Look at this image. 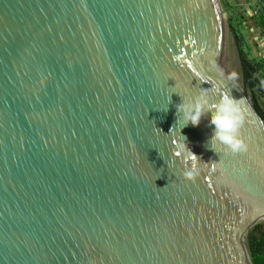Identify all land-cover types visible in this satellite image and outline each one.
<instances>
[{
    "label": "water",
    "instance_id": "obj_1",
    "mask_svg": "<svg viewBox=\"0 0 264 264\" xmlns=\"http://www.w3.org/2000/svg\"><path fill=\"white\" fill-rule=\"evenodd\" d=\"M202 90L247 151L177 123ZM256 225L264 123L218 0H0V264H251Z\"/></svg>",
    "mask_w": 264,
    "mask_h": 264
},
{
    "label": "clouds",
    "instance_id": "obj_2",
    "mask_svg": "<svg viewBox=\"0 0 264 264\" xmlns=\"http://www.w3.org/2000/svg\"><path fill=\"white\" fill-rule=\"evenodd\" d=\"M176 110L177 123L183 121V127L189 124L197 126L202 116L210 113L208 123L213 127L208 144L209 142L219 143L232 154L247 151L248 144L240 135V129L245 122V115L239 106V102L233 97L224 95L217 102L212 103L208 96V90H202L194 98L183 99V103L177 105ZM181 151L184 163L182 174L186 179H195L201 171V160L187 147L186 143Z\"/></svg>",
    "mask_w": 264,
    "mask_h": 264
},
{
    "label": "trees",
    "instance_id": "obj_3",
    "mask_svg": "<svg viewBox=\"0 0 264 264\" xmlns=\"http://www.w3.org/2000/svg\"><path fill=\"white\" fill-rule=\"evenodd\" d=\"M227 21L238 57L243 84L246 90L251 92L253 107L264 123V111L256 103L258 97L264 99V61L252 58L249 55L244 37L232 24L230 17ZM260 26L264 31V20L262 18H260ZM247 244L251 264H264V225H256L252 228L247 237Z\"/></svg>",
    "mask_w": 264,
    "mask_h": 264
},
{
    "label": "crops",
    "instance_id": "obj_4",
    "mask_svg": "<svg viewBox=\"0 0 264 264\" xmlns=\"http://www.w3.org/2000/svg\"><path fill=\"white\" fill-rule=\"evenodd\" d=\"M232 24L244 37L248 53L252 58L264 61V31L260 18L264 20L259 7L264 0H220Z\"/></svg>",
    "mask_w": 264,
    "mask_h": 264
},
{
    "label": "rangeland",
    "instance_id": "obj_5",
    "mask_svg": "<svg viewBox=\"0 0 264 264\" xmlns=\"http://www.w3.org/2000/svg\"><path fill=\"white\" fill-rule=\"evenodd\" d=\"M219 1V4H220V6H221V9H222V11H223V18H224V22H225V27H226V29H227V32H228V34H229V37L231 38V41H232V43H233V38H232V35H231V32H230V28H229V23H228V18H229V16H228V13H227V11H226V9L224 8V6L222 5V2L220 1V0H218ZM233 47H234V43H233ZM234 51H235V47H234ZM236 53V52H235ZM236 55V59L237 60H235L236 62V71H237V81H238V83H237V85H238V89H240L244 94H245V96L249 99V101L251 102V104L253 105V100L251 99V92H249V91H247L246 90V88H245V86H244V84H243V80H242V74H241V69H240V66H239V61H238V57H237V54H235ZM239 68V70H238V68ZM248 95V96H247ZM257 105H258V107L261 109V110H263L264 111V99L263 98H261V97H258L257 98ZM247 243V242H246Z\"/></svg>",
    "mask_w": 264,
    "mask_h": 264
},
{
    "label": "bare ground",
    "instance_id": "obj_6",
    "mask_svg": "<svg viewBox=\"0 0 264 264\" xmlns=\"http://www.w3.org/2000/svg\"><path fill=\"white\" fill-rule=\"evenodd\" d=\"M230 40H231V38H230ZM231 44H232V48H233V52H234V57H235V60H237L236 59V51H234V47H233V43H232V41H231ZM236 62V61H235ZM237 63V62H236ZM238 68V67H237ZM238 70H239V68H238ZM238 77V76H237ZM237 83H238V81H237ZM243 249H244V252H245V259H246V263L245 264H250V261H249V256H248V251H247V247H246V244H245V242L243 243Z\"/></svg>",
    "mask_w": 264,
    "mask_h": 264
},
{
    "label": "built area",
    "instance_id": "obj_7",
    "mask_svg": "<svg viewBox=\"0 0 264 264\" xmlns=\"http://www.w3.org/2000/svg\"><path fill=\"white\" fill-rule=\"evenodd\" d=\"M259 11L263 14L264 16V1L261 3V6L259 7Z\"/></svg>",
    "mask_w": 264,
    "mask_h": 264
}]
</instances>
